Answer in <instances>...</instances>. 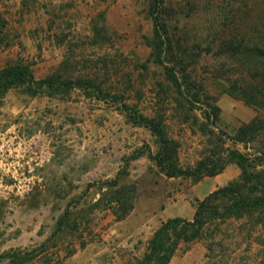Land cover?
<instances>
[{
    "label": "rangeland",
    "instance_id": "rangeland-1",
    "mask_svg": "<svg viewBox=\"0 0 264 264\" xmlns=\"http://www.w3.org/2000/svg\"><path fill=\"white\" fill-rule=\"evenodd\" d=\"M151 2L0 0V70L21 61L37 79L59 73L99 87L55 98L20 89L0 95V264L138 262L163 222L192 220L198 200L239 179L235 163L200 181L166 177L150 157L160 148L157 136L133 123L127 108L162 119L182 168H194L217 143L264 153V130L235 140L240 127L264 119V108L226 91L253 76L238 71L235 59L205 52L222 29L248 32L264 18V0H166L162 17L188 55L185 75L177 76L200 99L191 110L177 106L182 99L164 66L147 62ZM210 103L219 108L216 120L207 119ZM257 220L215 221L207 237L181 243L169 264H264ZM33 250L32 260L23 255Z\"/></svg>",
    "mask_w": 264,
    "mask_h": 264
},
{
    "label": "trees",
    "instance_id": "trees-1",
    "mask_svg": "<svg viewBox=\"0 0 264 264\" xmlns=\"http://www.w3.org/2000/svg\"><path fill=\"white\" fill-rule=\"evenodd\" d=\"M165 4L166 0H152L149 7V14L154 21V33L152 40L149 41V46L153 51L147 62L152 61L154 64L164 66L167 79L182 99L176 100L177 106L184 109L188 105L191 110L194 103L200 99L192 93L188 87V81L185 78L182 81L180 76H177V72L180 74L186 72L189 65L188 55H185L183 48L184 39H175L169 33V27L162 17L165 15ZM4 25L5 20L0 17V28ZM251 27L248 32L238 31L237 28V30L222 29L214 36L213 43L205 48V52L227 59L233 58L237 61L238 71L250 72L253 82L246 86L233 84L226 91L250 107L264 108V70L259 68L264 67V18L258 17L251 23ZM213 44L216 49L212 48ZM90 88L99 89L91 80L64 79L59 73L37 79L31 66L21 61L9 63L0 70V95L10 89H20L31 97L55 98L76 89L86 91ZM208 106L212 112L208 113L207 119L213 115L216 120L219 108L211 103ZM127 109L133 123L145 126L157 136L160 148L155 155L150 157L166 177H190L200 181L205 177L220 175L231 163H235L241 170L237 181L220 187L202 200H198L192 220L174 217L163 222L154 232L142 259L131 264H169L181 243H191L207 237L208 230L215 221L225 223L230 220L257 218L256 224L264 227V153L249 156L238 150L224 148L223 145L217 143L194 168H182L178 159L179 146L169 137L162 119L160 117L148 118ZM262 130H264V119L257 117L239 128L235 140L238 143H244L246 138L251 137L252 139L253 135ZM200 131L209 138L214 137L213 131L205 124H202ZM222 152L225 156H221ZM66 223V217L63 216L57 222L58 229ZM213 245L212 242L209 244L210 252L214 251L211 248ZM23 255L32 260L36 255V250L32 253H23ZM22 259L27 260L25 257Z\"/></svg>",
    "mask_w": 264,
    "mask_h": 264
},
{
    "label": "flooded vegetation",
    "instance_id": "flooded-vegetation-1",
    "mask_svg": "<svg viewBox=\"0 0 264 264\" xmlns=\"http://www.w3.org/2000/svg\"><path fill=\"white\" fill-rule=\"evenodd\" d=\"M29 172H30V170H29V167H28V169L26 168V169H25V173H22V175H23V176H26V174H28Z\"/></svg>",
    "mask_w": 264,
    "mask_h": 264
},
{
    "label": "crops",
    "instance_id": "crops-1",
    "mask_svg": "<svg viewBox=\"0 0 264 264\" xmlns=\"http://www.w3.org/2000/svg\"><path fill=\"white\" fill-rule=\"evenodd\" d=\"M217 177V176H216Z\"/></svg>",
    "mask_w": 264,
    "mask_h": 264
}]
</instances>
